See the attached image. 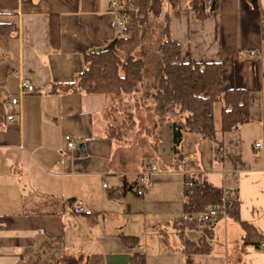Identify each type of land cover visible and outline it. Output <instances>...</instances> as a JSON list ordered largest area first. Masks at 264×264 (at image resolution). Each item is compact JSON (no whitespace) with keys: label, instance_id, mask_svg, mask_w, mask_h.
<instances>
[{"label":"crops","instance_id":"crops-1","mask_svg":"<svg viewBox=\"0 0 264 264\" xmlns=\"http://www.w3.org/2000/svg\"><path fill=\"white\" fill-rule=\"evenodd\" d=\"M216 1L217 11L204 21L189 11L173 17L171 37L184 62L220 63L224 87L248 91L249 122L224 133L220 148L192 133L177 150L172 122L157 124L146 136L152 142L137 152L106 136L100 95L46 94L74 81L84 69L82 53L115 48L123 35L113 0H0V26L14 30L0 42V264L42 263L57 251L81 264H129L133 254L145 264H186L184 240L198 242L206 230L210 252L192 255V264H264V0ZM51 25L59 31L57 47ZM143 63L131 98L160 76V61L156 79L145 77ZM22 82L34 92L20 94ZM213 127L221 132L220 103L213 106ZM152 161V185L138 197L137 176ZM196 177L237 197L241 222L261 239L257 247L243 248L242 228L223 216L205 228L177 226L186 182ZM75 201L91 215H73ZM124 237L136 238V246Z\"/></svg>","mask_w":264,"mask_h":264},{"label":"trees","instance_id":"trees-1","mask_svg":"<svg viewBox=\"0 0 264 264\" xmlns=\"http://www.w3.org/2000/svg\"><path fill=\"white\" fill-rule=\"evenodd\" d=\"M120 0L117 16L128 19L126 33L117 41L114 49L82 53L84 69L74 81L52 85L46 94L84 93L96 94L104 99L103 119L106 136L116 145L129 143L128 133L135 131L136 122L130 104L131 96L138 91L144 63L135 57L140 45L141 31L151 20L162 21L159 54L161 73L151 96L153 112L158 124L169 119L172 122L173 143L177 150L184 134L199 133L212 141L218 148L221 136L237 130L249 122V93L240 89L224 87V73L220 63L184 62L180 46L171 37L172 18L184 11L194 13L204 21L217 11V1L211 0ZM14 33L10 26H0V42L8 40ZM51 41L55 47L59 42V31L51 25ZM221 104V132L213 127V106ZM148 136L151 131L146 129ZM154 143V144H153ZM151 148L156 149V140ZM147 156V155H145ZM192 187L184 193L185 216L177 225L180 229L197 225L194 216L210 209L224 212V217L240 225L244 232L243 248L257 247L260 237L248 224L241 222L237 197L228 199L225 193L213 188L204 179L196 177ZM221 217V216H220ZM210 230L198 242L184 240L183 253L186 264H192L191 256L209 254L207 239ZM123 242L130 248L137 244L136 238L124 237ZM36 264H47L37 262ZM67 264H81L80 259H67ZM129 264H145V257L133 254Z\"/></svg>","mask_w":264,"mask_h":264},{"label":"rangeland","instance_id":"rangeland-1","mask_svg":"<svg viewBox=\"0 0 264 264\" xmlns=\"http://www.w3.org/2000/svg\"><path fill=\"white\" fill-rule=\"evenodd\" d=\"M188 1L189 0H185L184 6L187 5ZM152 20L154 19H151L141 31L140 45L135 52V57L137 59H142L148 64L146 70L147 74L145 73V77L153 76V79H156V66H157V62L160 61L158 44L159 42L161 43V39L159 32L161 34L163 26L161 20H154V21ZM155 88H156V82L152 86L147 84V86H145L144 89L140 88V90L142 89L140 96L137 97L134 96L130 100L133 116L134 119L136 120L137 127H136V131L132 133H128V136H129V143L133 146H136L135 150L137 152L145 148V146L148 144V141L152 142L146 137L148 136V134L145 130L149 129L152 131L154 130V128H156L158 124L157 119L153 112V103L151 97H149L150 94H153L155 92ZM139 107L141 109L140 112L138 114L137 113L134 114L135 108H139ZM173 120L174 119H169L165 123L173 122ZM155 162H157V160ZM152 163L154 165V161H152ZM193 218L195 221L198 222V215L194 216ZM206 226H204V228ZM187 231L189 232L188 234L192 232L191 230L190 231L187 230ZM167 236L174 239V231L172 229H169V231L167 232ZM46 263L67 264V259L64 256H61L57 251L56 255L53 254L48 257Z\"/></svg>","mask_w":264,"mask_h":264},{"label":"built area","instance_id":"built-area-1","mask_svg":"<svg viewBox=\"0 0 264 264\" xmlns=\"http://www.w3.org/2000/svg\"><path fill=\"white\" fill-rule=\"evenodd\" d=\"M110 8L112 10L115 9H120V0H113V2L110 5ZM127 24H128V19L125 16H119L116 22V25L121 33V35H124L127 31ZM262 29L264 31V19L262 23ZM34 92V88L26 83H21L19 86V93L24 94V93H31ZM18 104V99L13 98L10 101V105L12 107L16 106ZM7 121L9 122H14L15 121V116L14 115H8L6 117ZM65 141L67 143V147L69 149H73L75 147V143L70 137L66 136ZM256 149L260 147L259 144H256L254 146ZM155 170V166L153 164H148L147 167L142 170L139 175L137 176L136 182H135V193L138 197H142L143 194L147 189H149L152 185V183L149 180L150 174H152ZM105 187V185L103 186ZM186 187L191 188L192 187V182L187 181L186 182ZM69 210L71 213L77 217L79 216H89L91 215L90 211H87L84 209L83 205L79 201H75L72 204L69 205ZM223 216L224 217V212H220L217 209H210L206 213H202L198 215V222L197 224L201 226H206L209 223H211L213 220L217 219L218 217ZM261 247H264V245H261Z\"/></svg>","mask_w":264,"mask_h":264},{"label":"water","instance_id":"water-1","mask_svg":"<svg viewBox=\"0 0 264 264\" xmlns=\"http://www.w3.org/2000/svg\"><path fill=\"white\" fill-rule=\"evenodd\" d=\"M207 1V4H209V0H206ZM79 149H82V146L81 147H79Z\"/></svg>","mask_w":264,"mask_h":264}]
</instances>
